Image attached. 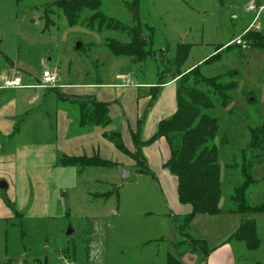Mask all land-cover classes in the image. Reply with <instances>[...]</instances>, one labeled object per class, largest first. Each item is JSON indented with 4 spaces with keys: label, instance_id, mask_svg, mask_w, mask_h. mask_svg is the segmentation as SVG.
I'll return each mask as SVG.
<instances>
[{
    "label": "rangeland",
    "instance_id": "rangeland-1",
    "mask_svg": "<svg viewBox=\"0 0 264 264\" xmlns=\"http://www.w3.org/2000/svg\"><path fill=\"white\" fill-rule=\"evenodd\" d=\"M94 1V9L83 7L74 21L67 6L58 0H0V71L9 70L11 65L39 82L43 71L49 70L58 76L60 88L53 91L60 93L68 84L121 83L117 76L125 74L136 83L154 87L160 86V80L194 91L202 89L209 97L222 82L228 90L223 98L215 97L213 110L207 111L215 121L214 143L222 167L220 207L232 208L230 199L244 184L248 186L245 195L249 205H264V143L252 145L257 131L264 127V12L257 22L261 34L245 40V46L232 45L255 21L256 13L247 11L248 4L260 1ZM132 7L138 8L142 25L154 29L153 39L145 31L152 44L151 55L143 59L116 55L111 45L118 50L127 47L131 39L101 24L104 19H115L133 25ZM181 45L189 46L190 51L178 67L174 60ZM17 72L12 76H20ZM205 82L212 87L202 84ZM152 90L156 89H151L153 94ZM51 91H47L51 97L56 95ZM3 93L0 106L5 98L22 92ZM51 97L49 111L55 106L68 110L73 119L79 117L80 105L58 101L54 96L56 104ZM27 108L34 110L30 104ZM149 108L139 120L143 122L142 141L149 126ZM121 122H114L119 130ZM41 127L39 137L28 138L24 136L27 129H22L20 137L2 139L0 144L2 157L13 155L16 159L15 166L0 168V187L8 186L0 188V203H10L8 210L13 214L0 220V264H166L168 254L175 253L174 246L181 240L175 222L181 223L185 216L178 208L175 177L165 167L149 162L144 151L149 173L135 161L133 167L126 163H118V167H68L60 164L61 157L52 163L50 157L43 159L27 152L37 143L34 140H53L51 124ZM53 128L54 132L55 124ZM14 148L16 153L12 154ZM49 166L53 173H44ZM119 167L130 172L125 183ZM198 219L187 234L193 240H206L210 256L236 230V221H255L259 247L250 250L244 242L232 239L234 264H264V213ZM69 228L73 229L71 235H67ZM181 241L185 242L184 238ZM186 248L189 245L181 251ZM210 256L206 260L189 251L181 261L205 264Z\"/></svg>",
    "mask_w": 264,
    "mask_h": 264
},
{
    "label": "trees",
    "instance_id": "trees-1",
    "mask_svg": "<svg viewBox=\"0 0 264 264\" xmlns=\"http://www.w3.org/2000/svg\"><path fill=\"white\" fill-rule=\"evenodd\" d=\"M21 1L17 0V3H21ZM94 2V0H70L61 3L67 6V14L72 20L76 21L83 7L94 9L92 6ZM130 10L134 16L133 25H126L124 22L115 19L111 21H108L110 19H104V23H101L102 21L100 23L109 30L128 35L131 39V43L127 47H117L118 50L111 45L112 51L118 52L116 55L122 53L126 56L143 59L151 55L150 45L152 44L151 39H153L154 29L142 25L138 8L132 7ZM106 21L108 25H105ZM145 31L149 35L151 34V39L145 38ZM254 34L260 35L261 33L249 31L244 40H249ZM189 51L190 47L187 45H181L177 48L174 63L178 67H182L186 62ZM179 77L177 76L176 78ZM158 82L157 85L160 86L153 87L156 90H152L153 94L151 93L152 103L157 99L160 88L166 85L162 84L160 80ZM169 83L171 81L167 84ZM202 84L212 87L210 82ZM178 87L177 112L171 119L161 121L156 134L147 142L141 139L140 131L143 122H139L137 134H134L132 137L136 148L135 152L128 150L120 132L105 133V138L108 141L121 153L133 159L138 166L145 167L146 173H149V170L146 167V159L142 152L143 148L162 138L168 143L170 156L164 167L177 181V194L180 203L190 206L191 212L181 220V223L175 222L180 239L182 240L184 238L185 242L180 240L175 244V253L168 254L166 264H183L181 259L189 251L198 253L204 259L208 260L210 256L208 242L203 239H191L187 234V230L198 215L216 216L222 214V209L220 208L222 200V167L220 164L219 150L214 143L216 129L213 126L215 125V121L207 114V111L213 110L215 105H213L214 98H223L224 90L227 91L228 88L223 86L222 82H219L214 88L213 96H210V98V93L204 92L202 89L194 91V89H190L188 86L183 88L179 87V89ZM79 114L80 128L101 127L105 129L112 125V121L109 118L108 103H100L95 100L82 103L79 108ZM257 135L256 142L252 143L256 147L264 143V127L257 131ZM59 162L68 167L77 168L99 166L118 167V164L103 161L97 156L89 158L86 156L68 157L63 155ZM247 188L248 186L244 184L235 191L236 195L234 193L230 199L233 207L229 208L226 213L240 215L264 213V205L255 207L249 205L248 198L245 195ZM233 239L244 242L250 250L257 249L259 247V240L256 236L255 221H244L237 233L233 236ZM184 245H189V248L181 251V247L183 248Z\"/></svg>",
    "mask_w": 264,
    "mask_h": 264
},
{
    "label": "crops",
    "instance_id": "crops-1",
    "mask_svg": "<svg viewBox=\"0 0 264 264\" xmlns=\"http://www.w3.org/2000/svg\"><path fill=\"white\" fill-rule=\"evenodd\" d=\"M259 1L260 2H256V4L264 5V0ZM249 4H251V2ZM247 11H249L248 8ZM251 24L243 32H245L251 26ZM258 27L259 30H253L262 32V27ZM242 33L240 35H242ZM15 70L18 71L17 73L20 74L26 85H37L38 79H33L30 76L27 77L22 74L20 70L16 68L14 69L10 65L9 70L3 68L0 71V86L2 85V82L7 79V77H11L13 75ZM117 79L121 80L122 82L117 84L103 83L99 85L68 84V86L65 85L67 88L61 89L63 90L62 93L59 91H51L56 94L54 96H57L58 101H68L71 104L77 103V105H81L82 103L91 100H95L100 103H108L109 118L112 121V125L105 129L101 127L80 128V114L77 113V116L79 117H77V119H73L70 112L66 109H57L54 106L55 109H53V107L51 111H49L48 104L53 102V100L51 99V101L48 102V97H51V95H49L50 93H47V91L42 92L43 90L33 87L24 90H12L22 93L13 94L11 95L12 97L5 98L4 102L0 106V144L2 143V139L13 140L15 137H20L22 134V129H27V132L24 136L28 138L31 136L35 138L39 137V133L42 129L41 124L47 125L49 123L51 124V132L54 135L53 140H34L37 141V143L31 144L27 152L43 159L46 156L50 157L53 161L52 163L56 161L55 157L60 158L63 155L68 157L86 156L89 158L97 156L103 161L116 164L126 163L128 166L133 167V165L136 164L134 160L121 153L110 141H108L105 138V133L121 131L120 133L125 146L128 148V150L134 151L136 148L132 137L138 130V123L140 118H142V114L144 111L146 113L149 105L151 106V89H154V85L136 83L130 74L118 75ZM140 90H142V93ZM0 91H2L0 95L1 98V96H5V93L3 92L6 90L0 89ZM28 91H33V93L28 94ZM140 93L142 94L143 98H141ZM54 96L51 98H54L55 103L57 104L56 97ZM28 104H30L34 110L27 108ZM177 108L178 104L176 84L171 82L169 84L163 85L160 88L155 105L153 108H149V126L147 125L148 129L146 130L143 141H149L156 134L160 122L171 119L177 112ZM118 119H121L122 121L120 130L114 125V122ZM53 124H55L54 132ZM73 128H75V132H73ZM149 128L152 129L151 134L148 133ZM157 141L155 142L156 144L154 142V144L151 143L153 145L151 146V149L149 147L151 145L150 144L146 146L143 151L149 162L156 163L162 169L170 156L169 146L167 141L163 138ZM15 153L16 149L14 148L12 154ZM21 154L22 152L20 155ZM15 160L16 159L13 155H10L9 157H2L0 155V168L6 167L4 165L9 167L15 166ZM49 168L50 166L45 168L43 172L53 173L52 170L49 171ZM177 200L180 206L178 207L180 212L185 216L188 215L191 212V207L181 204L178 199V194ZM10 205L6 203H0V208L4 211V213H2V211L0 212V220L5 217L13 216L12 212L8 210ZM226 211L227 210L222 209V214L227 215L228 213H226ZM222 214L216 216H222ZM205 216H208L209 218L216 217L210 215H198L190 224V226L197 224L199 217ZM229 218L231 217L229 216ZM227 221L230 223L233 222L231 219H227ZM242 223L243 220L240 222L236 221V230L227 235L228 238H226L219 246H217L219 248L215 247L217 250L212 252L210 260L207 264H234V255L230 241L233 239V236L237 233Z\"/></svg>",
    "mask_w": 264,
    "mask_h": 264
},
{
    "label": "built area",
    "instance_id": "built-area-1",
    "mask_svg": "<svg viewBox=\"0 0 264 264\" xmlns=\"http://www.w3.org/2000/svg\"><path fill=\"white\" fill-rule=\"evenodd\" d=\"M248 10L256 13L255 21L251 25L250 28H248L240 37L234 40L232 45H237V46H245L246 41L244 40L245 36L249 31L252 29L259 30V27L257 26V21L260 15L264 12V5H257V4H249L248 5ZM58 76L56 74H53L49 70H45L42 73L41 78L39 79V82L37 83L36 86H28L24 83L23 79L21 76L14 75L12 77H8L3 81V85L0 87V89L3 90H24V89H29V88H36L39 90L43 91H48V90H53L60 88L58 84Z\"/></svg>",
    "mask_w": 264,
    "mask_h": 264
},
{
    "label": "water",
    "instance_id": "water-1",
    "mask_svg": "<svg viewBox=\"0 0 264 264\" xmlns=\"http://www.w3.org/2000/svg\"><path fill=\"white\" fill-rule=\"evenodd\" d=\"M58 1L59 2H66V1H70V0H58ZM80 46H81V44H78L76 46V49L78 50L80 48ZM118 170H119V173L121 175L123 183H125L130 178V172L123 167H119ZM0 188L6 189V188H8V186L7 185H1ZM72 233H73V229L69 228L67 235H71Z\"/></svg>",
    "mask_w": 264,
    "mask_h": 264
}]
</instances>
